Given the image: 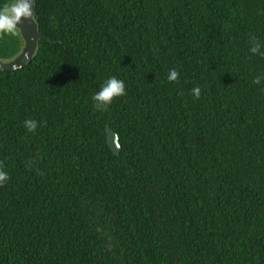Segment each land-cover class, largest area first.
I'll return each instance as SVG.
<instances>
[{"label":"trees","instance_id":"1","mask_svg":"<svg viewBox=\"0 0 264 264\" xmlns=\"http://www.w3.org/2000/svg\"><path fill=\"white\" fill-rule=\"evenodd\" d=\"M34 12L44 38L0 69V264H264V56L249 51L264 52V0ZM22 45L4 36L0 60ZM112 76L126 95L97 110Z\"/></svg>","mask_w":264,"mask_h":264},{"label":"clouds","instance_id":"2","mask_svg":"<svg viewBox=\"0 0 264 264\" xmlns=\"http://www.w3.org/2000/svg\"><path fill=\"white\" fill-rule=\"evenodd\" d=\"M33 4L34 0H10L9 3L0 6V39L6 35H17L19 29L18 24L22 19L30 18L35 21ZM251 45L249 51L252 54L264 56V52L260 51L261 44L256 37L251 38ZM167 79L171 82L177 81L179 79V72L176 69H171ZM262 79H264V75L256 76L253 79V83L259 84ZM191 91L194 98H200L201 88L199 86L194 87ZM124 95H126L125 82L112 76L101 85L100 90L95 93L91 99L94 101V106L97 110H103L109 106L115 98ZM43 123L44 122H40V126H43ZM24 126L28 132L34 133L38 127V122L35 119H27L24 121ZM9 179V174L4 170L3 162L0 161V186H3Z\"/></svg>","mask_w":264,"mask_h":264},{"label":"water","instance_id":"3","mask_svg":"<svg viewBox=\"0 0 264 264\" xmlns=\"http://www.w3.org/2000/svg\"><path fill=\"white\" fill-rule=\"evenodd\" d=\"M34 12V4H33ZM18 32L23 41L20 51L9 60H0V69L4 71L16 70L29 61L37 47V42L40 38H44L43 33L38 30L36 21L32 19H22L18 24ZM105 139L106 144L115 155L119 154V142L117 134L108 126H105Z\"/></svg>","mask_w":264,"mask_h":264}]
</instances>
